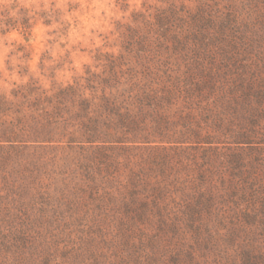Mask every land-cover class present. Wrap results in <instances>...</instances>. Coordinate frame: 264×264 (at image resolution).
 Here are the masks:
<instances>
[{
	"label": "rangeland",
	"instance_id": "obj_1",
	"mask_svg": "<svg viewBox=\"0 0 264 264\" xmlns=\"http://www.w3.org/2000/svg\"><path fill=\"white\" fill-rule=\"evenodd\" d=\"M201 6L207 12L213 9L217 16L231 13V31L235 29L237 36L248 30L260 36L263 21L258 18L264 13V0H0V96L12 102V92L28 83L46 90L77 82L86 86L87 78H138L153 83L154 88L174 90L181 110L188 106L186 88L198 80L214 78L216 87L228 89L231 84L232 89L236 78H264V59L258 54L259 61L254 60L256 52L249 51L239 64L242 58L223 61L218 49H181L173 41L163 43L155 34L157 19L172 12L174 18L168 23L173 26L172 34H184L181 31L190 28ZM134 30L137 36H147L146 45H139ZM219 87L212 98L217 114L227 112L222 105L230 100L224 98L226 89ZM227 114L236 119L232 111ZM10 120L0 114V135ZM235 125L233 130H240L238 121ZM246 129L253 138L249 141L259 144H237L234 134L228 133L216 134L214 147L226 154L264 149V135ZM2 140L0 161L5 158L6 162L0 164V264L151 263V239L160 225L155 218L133 221L124 211V188L119 185L126 179L124 166L117 172L98 160L89 162L92 154L79 146L28 148L17 153ZM188 152L196 154L191 149ZM173 165L179 178L187 176L180 164ZM186 200L172 190L165 208L178 214ZM188 222L177 221L176 235L172 227L163 228L162 239L176 247L192 243L199 235L201 240L209 239L196 222ZM231 222L209 226L213 253L207 251L203 260L230 262L247 244L252 237L249 228L239 230ZM160 250L166 254L164 248Z\"/></svg>",
	"mask_w": 264,
	"mask_h": 264
},
{
	"label": "trees",
	"instance_id": "obj_2",
	"mask_svg": "<svg viewBox=\"0 0 264 264\" xmlns=\"http://www.w3.org/2000/svg\"><path fill=\"white\" fill-rule=\"evenodd\" d=\"M213 13V9L207 12L201 6L190 28L181 31L184 34L171 32L173 26L168 23L175 13L167 18L160 16L154 26L155 34L163 43L173 41L181 49H218L223 61L237 62L242 58L241 64L249 51L256 52L254 60L259 61V55L264 59V13L258 18L263 21L260 36L249 30L237 36L235 29L231 31L234 23L231 13L218 16ZM133 33L139 45L147 44L146 35L137 36L135 30ZM114 79L87 78L86 86L77 82L46 90L32 83L19 86L12 92L15 106L13 101L0 96V114L11 118L3 125L0 138L17 153L28 148L79 146L92 154L89 162L98 160L106 168L118 169L117 172L120 165L124 166L126 179L119 184L124 188V211L133 221L152 222L155 218L160 225L151 239L150 264H264V149L249 148V152L226 154L214 147L216 134L233 133L237 144L260 143L249 141L253 138L246 128H250V134L256 130L264 135L261 124L264 78H236L232 80L235 82L232 89L231 84L228 89L218 86L226 89L225 100L230 98L222 107L232 111L236 119L225 111L213 113L216 100L212 98L218 89L214 78L191 83L185 90L189 93L185 98L188 106L181 110L180 97L174 90L154 88L153 83L138 78ZM235 121L240 123V130H233ZM186 144L188 148L183 147ZM189 149L196 154L188 152ZM5 162L4 158L0 164ZM174 162L188 173L185 178L175 174L178 171L174 170ZM172 190L181 192L187 199L184 210L173 215L165 208L166 196ZM230 219L239 230L249 228L252 237L230 262L203 260L202 257L207 259V251L213 253L209 226ZM177 221L196 222L209 239L201 240L199 235L192 243L172 246L168 239H162L166 232L163 228L172 227L176 235ZM198 251H202L201 255ZM167 254L168 258L164 259Z\"/></svg>",
	"mask_w": 264,
	"mask_h": 264
}]
</instances>
